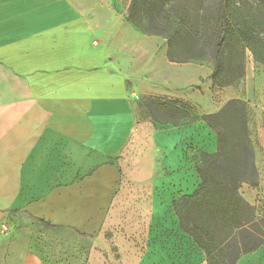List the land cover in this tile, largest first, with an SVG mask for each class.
I'll list each match as a JSON object with an SVG mask.
<instances>
[{"label":"crops","instance_id":"0c3cea01","mask_svg":"<svg viewBox=\"0 0 264 264\" xmlns=\"http://www.w3.org/2000/svg\"><path fill=\"white\" fill-rule=\"evenodd\" d=\"M125 15L113 0H0V264H70L77 241L87 247L79 264H109L104 229L130 203L147 204L150 230L141 243L122 234L135 264L166 255L158 244L173 232L207 261L174 202L200 187L194 155L216 153L217 135L203 120L159 123L135 105L143 94L187 103L186 89L211 85V72L173 73L165 49L157 57L156 42ZM258 169V187L241 193L262 218ZM21 216L57 231L46 230L49 250L38 240L11 247ZM237 264H264V248Z\"/></svg>","mask_w":264,"mask_h":264},{"label":"trees","instance_id":"16d2710c","mask_svg":"<svg viewBox=\"0 0 264 264\" xmlns=\"http://www.w3.org/2000/svg\"><path fill=\"white\" fill-rule=\"evenodd\" d=\"M125 18L144 35L167 40L173 63L211 58L213 86L226 87L245 74L246 51L264 66V0H131ZM159 104L180 113L175 101ZM203 120L216 133L218 150L198 152L194 163L200 187L174 202L182 229L204 251L207 264H237L264 248V217L241 194L244 184L259 185L250 111L232 99Z\"/></svg>","mask_w":264,"mask_h":264},{"label":"rangeland","instance_id":"374dc122","mask_svg":"<svg viewBox=\"0 0 264 264\" xmlns=\"http://www.w3.org/2000/svg\"><path fill=\"white\" fill-rule=\"evenodd\" d=\"M131 0H113L116 9L122 12H126V9ZM143 40H152L156 42L157 57L162 52L166 51L167 57V40L162 36L145 35ZM168 59V57H167ZM169 61V59H168ZM170 62V61H169ZM172 63L173 73L174 68L181 66L182 68H188L186 71L188 75L192 74V69H201L204 74L209 72L212 73L214 67V61L208 58L204 61H194L187 63ZM207 79V78H206ZM203 83L199 86H193L192 88L186 89L187 103L179 102L175 99L174 107L179 110L180 113L174 115L159 108V104H168L169 100L163 99L159 95L152 96L139 95L136 97L135 108L137 113L148 119L156 120L159 123L177 124L183 120H193L195 118L201 119L204 115L210 113H217L226 103L232 99H242L249 107L250 111V137L253 141L255 148V162L257 169H264V66L257 63L251 52L246 51L245 61V74L242 78L235 81L233 84L226 87L213 86V83ZM210 79V78H209ZM190 122V121H188ZM259 172V169H258ZM250 186V185H249ZM252 187V186H250ZM247 188V186L245 187ZM257 188V187H252ZM242 194V193H241ZM129 194H124L125 199ZM259 201L262 202L259 205L260 214H264V193H259ZM120 200V198H119ZM118 200V201H119ZM140 200L142 196L140 195ZM132 203L124 206L123 209H114L111 212L109 218L112 223H109L104 229L105 239L108 241L107 253L105 258L109 264H135V260L129 255L127 248V240L123 239L122 234L128 231L139 234V237H135L136 243H141L144 240L143 234H150L149 225L147 220V204H141L139 207ZM146 214V216H144ZM35 219L29 216H21L9 229L10 239L9 243L13 249H19L23 244H34L38 240L40 248L49 250L51 248V238L48 243L43 245L44 236L47 231H52V234L57 232L56 230H48L40 226ZM43 232V233H42ZM67 232V231H66ZM46 233V234H45ZM174 239L166 242L167 246H163L162 241L159 242V250H162L166 255H156L154 257V264H191L193 259H196L197 264H207V261L203 260L199 254L197 246L193 245L192 241H188V238L184 234H175L173 232ZM178 235V236H176ZM180 235V236H179ZM35 236V238H34ZM47 236V235H46ZM191 240V239H190ZM165 247V249H164ZM76 254L75 256H69L70 264H79L82 261L81 251L86 250L87 247L83 246L82 243H75ZM157 248V250H158ZM166 250V251H165ZM67 258V261H69ZM92 264H100L99 259L96 257L92 258Z\"/></svg>","mask_w":264,"mask_h":264}]
</instances>
